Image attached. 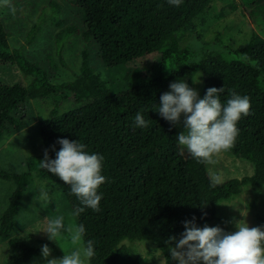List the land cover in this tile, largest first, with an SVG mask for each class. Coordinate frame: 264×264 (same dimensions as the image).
I'll use <instances>...</instances> for the list:
<instances>
[{
	"label": "trees",
	"instance_id": "16d2710c",
	"mask_svg": "<svg viewBox=\"0 0 264 264\" xmlns=\"http://www.w3.org/2000/svg\"><path fill=\"white\" fill-rule=\"evenodd\" d=\"M64 1L77 8L83 29L62 26L55 34L59 50L71 35L80 32L85 41L98 46L99 57L109 68L154 52L160 57L148 76L136 77L130 88L112 92L83 47L79 73L73 80L55 83L37 62L26 57L22 47L10 46L0 19V64H14L29 77L26 84L0 83V139L25 125L21 112L29 99H51L48 116L38 120L49 158L55 159L61 148L58 139L78 140L89 153L104 156L101 174L106 177L97 190L103 194L100 211L85 208L79 212L83 205L71 193V186L46 169L8 171L0 166V179L13 184L0 214V237L10 250L5 263L24 264L41 256L40 246L12 235L24 193L37 177L62 191L75 223L85 227L84 240L94 241L96 255L90 264H147L123 239L150 240L160 249L164 264H177L166 242L169 237L180 238L184 221L195 217L201 228L216 218L220 201L237 196L246 184L254 190L264 185V37L253 30L245 43L211 53L204 50L195 60L192 57L197 51L189 45L181 47L180 34L196 32L195 19L205 14L213 0H183L179 7L168 0ZM248 3L255 4L254 0ZM37 30L35 23L27 32L28 43ZM197 72L204 80L203 96L209 87H223L222 105L233 91L250 98V114L241 115L238 136L228 151L252 162V174L215 184L206 161L181 153L175 126L157 111L160 96L173 78L188 76L192 88L191 78ZM66 100L74 106L61 112ZM137 112L149 121L148 127L135 126Z\"/></svg>",
	"mask_w": 264,
	"mask_h": 264
},
{
	"label": "rangeland",
	"instance_id": "374dc122",
	"mask_svg": "<svg viewBox=\"0 0 264 264\" xmlns=\"http://www.w3.org/2000/svg\"><path fill=\"white\" fill-rule=\"evenodd\" d=\"M52 2L59 6V11ZM213 0L210 8L195 19L196 32L180 34L181 47L189 45L197 51L192 59L198 60L201 52L225 50L245 43L251 31L255 30L264 37V2L254 0ZM0 19L3 21L12 48L22 47L30 61L37 62L55 83L73 80L79 73L81 49L86 47L90 53V62L98 75L107 82L112 92L130 88L136 77L148 76L159 60V53H151L130 61L120 67L105 66L100 57L98 46L92 40H84L80 32L71 35L61 50L56 43V32L64 25H75L79 31L83 22L75 6L64 0H0ZM58 21H61L59 24ZM37 24L35 38L27 42V32ZM199 36V37H198ZM184 80L189 85L188 76L173 78L170 82ZM20 81L28 83L29 77L22 74L14 64H0V83ZM168 87L165 92L170 91ZM192 88L203 98L204 80L201 72L191 78ZM74 106L71 100L62 103L60 111H67ZM52 107L51 99H29L23 107L22 114L26 117L25 125L11 133H4L0 139V166L8 171L32 170L40 168V160L44 158V147L38 131V120L48 116ZM184 114L180 122L175 124L177 136L184 131ZM183 155L188 153L185 146L180 145ZM214 163L207 164V171L212 180L220 176L222 181L240 178L253 173V163L247 159L234 156L229 151H222L213 156ZM13 184L9 180L0 179V214L7 204ZM48 192L50 201L46 204L43 192ZM216 218L202 224L209 227L218 226L225 232H235L236 223H247L249 227L264 226V185L258 190L249 184L242 187L237 196L220 201L216 206ZM65 217L66 226L75 223L65 195L54 184L45 179L35 177L24 193L22 207L16 216L12 235H18L33 245L42 248L47 244L51 249L49 259L61 258L76 247L71 243L68 234L60 241V246L48 239L43 231L48 220L57 216ZM76 224V223H75ZM135 253L142 255L147 264H164L160 249L147 239H123L121 241ZM10 250L6 240L0 237V264ZM24 264H45L42 256L29 259Z\"/></svg>",
	"mask_w": 264,
	"mask_h": 264
},
{
	"label": "clouds",
	"instance_id": "9594fccd",
	"mask_svg": "<svg viewBox=\"0 0 264 264\" xmlns=\"http://www.w3.org/2000/svg\"><path fill=\"white\" fill-rule=\"evenodd\" d=\"M182 2L168 0L170 5L176 7ZM169 88L170 91L161 94L157 111L173 125L180 122L183 113L184 131L177 136L179 144L185 146L193 157L214 163V155L234 146L239 131L237 122L242 114H250V98L233 91L226 104L222 105L220 94L224 92L223 87H209L203 98H199L198 91L182 79L170 83ZM148 125L149 121L145 120L141 112H137L135 126L146 128ZM57 143L61 148L56 152V158L50 159L46 149L40 167L71 186V193L83 205L78 209L79 212L85 208L100 211L99 203L103 194H98L97 190L106 180L101 174L104 156L89 153L86 145L78 140L63 138L58 139ZM52 147L54 150V145ZM214 182L221 183V177L216 176ZM42 198L48 204L50 199L47 191L43 192ZM183 223L184 232L180 238L169 237L166 242L171 258L177 264H264V226L249 227L247 223H236L237 230L229 233L218 226L209 227L205 224L203 228L197 227L195 217ZM38 231L45 232L48 239L59 246L67 233L71 243L76 246L61 258L49 259L51 249L47 244L43 245L41 256L45 264H90L96 255L94 241L84 240V225L73 222L66 226L63 215L49 219L47 226Z\"/></svg>",
	"mask_w": 264,
	"mask_h": 264
}]
</instances>
